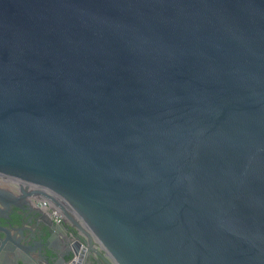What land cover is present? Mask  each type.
Returning a JSON list of instances; mask_svg holds the SVG:
<instances>
[{
  "label": "water",
  "instance_id": "95a60500",
  "mask_svg": "<svg viewBox=\"0 0 264 264\" xmlns=\"http://www.w3.org/2000/svg\"><path fill=\"white\" fill-rule=\"evenodd\" d=\"M0 175V264H264V0H0Z\"/></svg>",
  "mask_w": 264,
  "mask_h": 264
},
{
  "label": "flooded vegetation",
  "instance_id": "af4514ba",
  "mask_svg": "<svg viewBox=\"0 0 264 264\" xmlns=\"http://www.w3.org/2000/svg\"><path fill=\"white\" fill-rule=\"evenodd\" d=\"M0 188L6 189L10 192H12L13 195H15V201L12 203L9 207L4 208V214H12V216H15L16 213H22L25 217L24 220L27 221V219L33 220L34 217H48L51 219L54 223L59 224L62 222V219L58 222L53 220L47 213L44 212L42 208L37 206L35 204L36 199H45L39 196L31 195L32 192L31 187H20L18 183L14 184H4L0 183ZM62 217V216H61ZM66 227L68 230L63 232V235L57 236V238L54 239L55 244H59V242L65 241V240H72L75 238V231L74 228L70 225V223L66 222ZM102 263V261L100 260ZM103 264V263H102Z\"/></svg>",
  "mask_w": 264,
  "mask_h": 264
},
{
  "label": "built area",
  "instance_id": "2783aa9c",
  "mask_svg": "<svg viewBox=\"0 0 264 264\" xmlns=\"http://www.w3.org/2000/svg\"><path fill=\"white\" fill-rule=\"evenodd\" d=\"M0 183L14 184L17 183L14 179L0 175ZM35 204L42 208L56 222L60 221L63 216L58 210L53 209V205L47 199H36Z\"/></svg>",
  "mask_w": 264,
  "mask_h": 264
}]
</instances>
